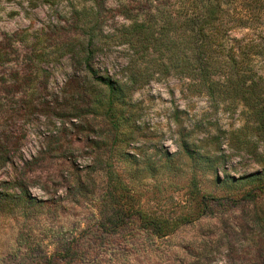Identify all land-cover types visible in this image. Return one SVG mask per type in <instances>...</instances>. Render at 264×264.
Listing matches in <instances>:
<instances>
[{
    "label": "rangeland",
    "instance_id": "rangeland-1",
    "mask_svg": "<svg viewBox=\"0 0 264 264\" xmlns=\"http://www.w3.org/2000/svg\"><path fill=\"white\" fill-rule=\"evenodd\" d=\"M30 1L0 0V264H264L256 108L127 40L167 0Z\"/></svg>",
    "mask_w": 264,
    "mask_h": 264
},
{
    "label": "trees",
    "instance_id": "trees-1",
    "mask_svg": "<svg viewBox=\"0 0 264 264\" xmlns=\"http://www.w3.org/2000/svg\"><path fill=\"white\" fill-rule=\"evenodd\" d=\"M57 1L30 2L38 7L43 2L54 4ZM97 4L101 7L98 1ZM156 8L155 14L149 12L129 26L128 42L138 47L141 55L158 56L170 62L173 68L194 78V85L203 86L210 94L216 91L241 94L256 108L257 119L264 125V25L257 33H246L242 37L233 33L249 28L254 13L264 12V0H167ZM81 11L91 14L78 17L83 27L82 43L93 44L99 37L98 32H103L101 8L83 6ZM81 11L75 10L76 13ZM129 12V9L120 10L126 18H131ZM85 50L82 60L88 62L90 55L88 49ZM97 78L112 92V99L115 94L118 98L123 94L125 83L111 77ZM7 184L9 181L0 182V186ZM11 196L22 200L19 195L0 190V198ZM149 222L158 225L154 220Z\"/></svg>",
    "mask_w": 264,
    "mask_h": 264
}]
</instances>
